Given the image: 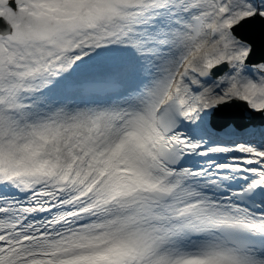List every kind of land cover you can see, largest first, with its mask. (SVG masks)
Instances as JSON below:
<instances>
[{
	"label": "snow or ice",
	"instance_id": "snow-or-ice-1",
	"mask_svg": "<svg viewBox=\"0 0 264 264\" xmlns=\"http://www.w3.org/2000/svg\"><path fill=\"white\" fill-rule=\"evenodd\" d=\"M0 264H264V0H0Z\"/></svg>",
	"mask_w": 264,
	"mask_h": 264
}]
</instances>
